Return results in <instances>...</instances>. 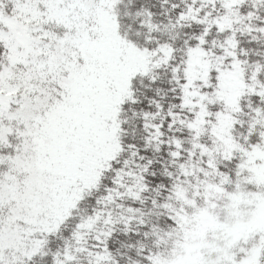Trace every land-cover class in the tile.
I'll list each match as a JSON object with an SVG mask.
<instances>
[{
    "label": "snow or ice",
    "instance_id": "1",
    "mask_svg": "<svg viewBox=\"0 0 264 264\" xmlns=\"http://www.w3.org/2000/svg\"><path fill=\"white\" fill-rule=\"evenodd\" d=\"M0 264H264V0H0Z\"/></svg>",
    "mask_w": 264,
    "mask_h": 264
}]
</instances>
